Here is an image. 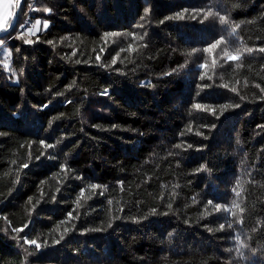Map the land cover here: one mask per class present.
Returning <instances> with one entry per match:
<instances>
[{
  "label": "trees",
  "instance_id": "trees-1",
  "mask_svg": "<svg viewBox=\"0 0 264 264\" xmlns=\"http://www.w3.org/2000/svg\"><path fill=\"white\" fill-rule=\"evenodd\" d=\"M0 40V264H264V0H24Z\"/></svg>",
  "mask_w": 264,
  "mask_h": 264
},
{
  "label": "snow or ice",
  "instance_id": "snow-or-ice-1",
  "mask_svg": "<svg viewBox=\"0 0 264 264\" xmlns=\"http://www.w3.org/2000/svg\"><path fill=\"white\" fill-rule=\"evenodd\" d=\"M16 7H18L19 6V0H16V5H15ZM44 11L45 12H50L51 10L50 9H48V8H45L44 9ZM145 14H147V9H146V13ZM212 15V13L211 12H209L208 14H207V16H205V19H207V17L208 16H211ZM8 16L10 17L11 16V13H9L8 14ZM180 18H183V16L181 15V17ZM220 23L221 24H224L225 22H226V17H224V16H220ZM39 24H40V21L39 20H37L36 21V24L35 25H33L32 26V28H30L28 31L29 32H32L33 34H34V31L35 30H38V26H39ZM9 27H10V25H8ZM20 27H23L22 25H19ZM44 27H45V29L48 27V24H47V22H45V24H44ZM7 30V27H6V21H0V32H4V31H6ZM232 31L234 32L235 31V27L232 29ZM106 36L107 35H109V34H105ZM111 35H118V34H116V33H112ZM21 39H24V37H23V35H21V37H20ZM140 39H143V37H140ZM221 41H217L216 43H213L209 48H207L205 51H207V52H211L213 49H215L216 47H217V45H218V43H220ZM0 43H3V40H0ZM24 43H26V44H31V43H33V41L31 40V39H26V40H24ZM49 43H52L51 41H49ZM122 51H123V49H122ZM247 51H249V52H251L252 51V49H247ZM260 51H262V52H264V48H261L260 49ZM73 55H75V53H73ZM225 55H229L228 53H227V51H225ZM118 58V56L117 57H114L113 58V60H112V63L113 64H115L116 63V59ZM239 57L238 56H231V55H229V59H231V60H235V59H238ZM97 60H99V56H97ZM205 67H206V65H205ZM175 71V70H174ZM168 75H171V73H168ZM204 77L203 76H201L200 77V79H203ZM209 79H211L210 77H209ZM225 87H227V85H224ZM258 86V85H257ZM233 91H235V89H232ZM105 92H107V90H105ZM238 106V105H237ZM194 107H196V108H201L202 106L201 105H199V104H197V105H195ZM199 134V133H198ZM48 147H52V145H48ZM178 147H179V145H178ZM189 147H191V145H189ZM92 188H98V187H100L99 185H92L91 186ZM237 195H239V193H237ZM81 196H83V191H81ZM53 199H55V197H53ZM109 203H111L110 201H109ZM209 204H211L212 202L211 201H209L208 202ZM236 207H238V205H235ZM220 206L219 205H216V208L218 209ZM241 211H242V209H241ZM71 214L69 213V216H70ZM233 215H235V213H233ZM25 227H27V225L25 226ZM221 227H223V225H221ZM95 230H97V231H99V229H95ZM15 231H22V229H16ZM25 242L26 243H30V244H36V241L35 240H32V241H28L27 240V238L25 237ZM37 247H39V245H37Z\"/></svg>",
  "mask_w": 264,
  "mask_h": 264
},
{
  "label": "water",
  "instance_id": "water-1",
  "mask_svg": "<svg viewBox=\"0 0 264 264\" xmlns=\"http://www.w3.org/2000/svg\"><path fill=\"white\" fill-rule=\"evenodd\" d=\"M23 1L24 0H19V6L18 7L14 6V14H13L12 20H11V22L9 24L10 27L7 26V30L6 31L0 32V37L5 36L6 34H8L17 25L19 13H20V9H21ZM15 5H16V0H15Z\"/></svg>",
  "mask_w": 264,
  "mask_h": 264
},
{
  "label": "rangeland",
  "instance_id": "rangeland-1",
  "mask_svg": "<svg viewBox=\"0 0 264 264\" xmlns=\"http://www.w3.org/2000/svg\"><path fill=\"white\" fill-rule=\"evenodd\" d=\"M14 6H15V0H12V2H11V4L9 3V7H8V9L6 10V12H5V9L3 8V6H0V14H6L7 12H8V10H9V12H8V14L9 13H11V16L9 17L8 15H7V18H6V26L8 25V23L11 21V19H12V16H13V13H14ZM40 21V20H39ZM36 24V23H35ZM34 24V25H35ZM45 24V23H44ZM44 24H42L41 25V23L39 24V26H38V28H40L41 26H44Z\"/></svg>",
  "mask_w": 264,
  "mask_h": 264
},
{
  "label": "crops",
  "instance_id": "crops-1",
  "mask_svg": "<svg viewBox=\"0 0 264 264\" xmlns=\"http://www.w3.org/2000/svg\"><path fill=\"white\" fill-rule=\"evenodd\" d=\"M11 2H12V0H0V6H3V8L5 9V12H6V10L9 7V3L11 4ZM8 12H9V10H8ZM8 12L5 15L0 14V21H6Z\"/></svg>",
  "mask_w": 264,
  "mask_h": 264
}]
</instances>
